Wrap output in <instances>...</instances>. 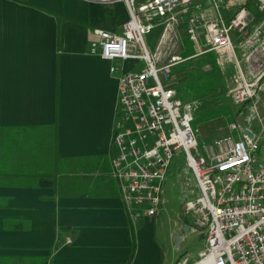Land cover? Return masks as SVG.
<instances>
[{"label":"crops","instance_id":"crops-1","mask_svg":"<svg viewBox=\"0 0 264 264\" xmlns=\"http://www.w3.org/2000/svg\"><path fill=\"white\" fill-rule=\"evenodd\" d=\"M223 1L218 0L227 19L235 8L225 9ZM247 9L252 24L263 14L253 1ZM126 18L121 1L0 0V128L30 131L45 140L63 169L55 185L46 176L36 186L0 185V264H166L165 246L155 239L156 213L134 214L112 175L116 80L110 62L89 50L94 29L116 31ZM154 28H159L155 39L146 37L150 46L143 36L149 50L160 33ZM198 32L203 39L202 29ZM177 33L186 38L182 25ZM230 37L238 67L249 77L247 50L238 34L232 31ZM203 43L180 52L175 47L172 54L189 59L208 53L204 63L210 58L218 65L210 52H200ZM141 66L135 59L117 63L120 70ZM231 66L237 69L235 85L237 65H223L224 70ZM35 126L41 128L32 130ZM162 195L163 187L157 211ZM182 225L174 222L166 232L171 242Z\"/></svg>","mask_w":264,"mask_h":264},{"label":"built area","instance_id":"built-area-1","mask_svg":"<svg viewBox=\"0 0 264 264\" xmlns=\"http://www.w3.org/2000/svg\"><path fill=\"white\" fill-rule=\"evenodd\" d=\"M98 1H121L127 11L116 31L94 29L96 40L89 43L91 53L110 62L116 80L111 168L125 206L136 215L156 213L170 160L180 150L197 189L185 210L195 213L203 239V249L187 264H264V0H224L225 9L235 8L227 19L218 0ZM250 1L263 13L253 24ZM180 25L189 41H198L201 28L200 52H210L222 68L225 62L238 68L230 98L243 120L228 124L237 134L213 141L208 157L190 152L196 139L189 106L176 96L172 66L185 59L172 54ZM156 26L160 33L149 50L143 36ZM232 31L247 50L249 77L233 56ZM127 59L142 66L120 70L117 63Z\"/></svg>","mask_w":264,"mask_h":264},{"label":"rangeland","instance_id":"rangeland-1","mask_svg":"<svg viewBox=\"0 0 264 264\" xmlns=\"http://www.w3.org/2000/svg\"><path fill=\"white\" fill-rule=\"evenodd\" d=\"M158 29H152L144 36V40L146 41L148 35L154 40ZM202 42L201 36H198V41L178 37L176 47L180 52L181 49L198 47ZM147 44L150 46L148 42ZM208 56L207 53L195 58L183 59L172 68L177 78L176 96L181 100L182 105L189 106L191 115L190 125L195 134L196 146L190 152L200 153L206 157L209 156V147H212L213 141L227 134H237V129H234L233 133L227 130L228 124L243 120L239 107L230 98V91L234 85L233 77L237 73L236 67L231 66L224 70L226 67L222 69L213 64L210 58L204 63L205 59L204 61L202 59ZM27 135L28 133L24 134L20 131L21 137ZM167 172L169 178L162 186L163 203L154 217L157 218L154 228L155 239L165 246L162 252L166 264H183L185 262L182 261L197 257V252L203 249L202 235L193 224L195 213L185 210V201L194 200L197 189L180 150L172 156ZM174 222L176 224L182 222L188 226L187 231H182L178 227L174 232L181 237L177 246L173 241L171 242L169 234L168 238L166 237V232L169 233V230L174 228Z\"/></svg>","mask_w":264,"mask_h":264},{"label":"trees","instance_id":"trees-1","mask_svg":"<svg viewBox=\"0 0 264 264\" xmlns=\"http://www.w3.org/2000/svg\"><path fill=\"white\" fill-rule=\"evenodd\" d=\"M41 127H32L38 129ZM12 127L0 128V185L36 186L40 177H55L62 174L57 164L60 159L45 140L32 132L21 137L20 130L11 132ZM10 130V132H9ZM64 168V167H63ZM64 181V178H58ZM53 189H57V186Z\"/></svg>","mask_w":264,"mask_h":264},{"label":"water","instance_id":"water-1","mask_svg":"<svg viewBox=\"0 0 264 264\" xmlns=\"http://www.w3.org/2000/svg\"><path fill=\"white\" fill-rule=\"evenodd\" d=\"M242 132H243L244 134H246L248 137L251 135V133H250L247 129H242ZM187 228H188V226H187L186 224H183L182 227H181V230H182V231H186ZM171 237H172V239H173L174 245L177 246L180 237H179L176 233H173Z\"/></svg>","mask_w":264,"mask_h":264}]
</instances>
